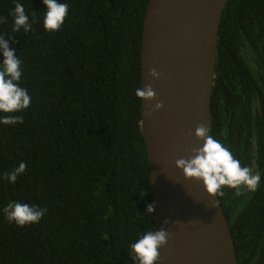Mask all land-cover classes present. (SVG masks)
I'll use <instances>...</instances> for the list:
<instances>
[{"label": "trees", "instance_id": "trees-1", "mask_svg": "<svg viewBox=\"0 0 264 264\" xmlns=\"http://www.w3.org/2000/svg\"><path fill=\"white\" fill-rule=\"evenodd\" d=\"M17 2L35 18L30 32L12 30ZM59 2L68 15L50 32L42 0H0V36L31 97L22 124H0V264H133L130 244L154 230L135 95L148 0ZM210 114V135L261 174L256 192L217 197L236 264H264V0L225 4ZM21 162L15 183L3 179ZM14 201L47 211L21 227L3 211Z\"/></svg>", "mask_w": 264, "mask_h": 264}, {"label": "water", "instance_id": "water-1", "mask_svg": "<svg viewBox=\"0 0 264 264\" xmlns=\"http://www.w3.org/2000/svg\"><path fill=\"white\" fill-rule=\"evenodd\" d=\"M227 0H148L141 34V87L156 100H141L154 228L167 245L158 264H236L233 239L222 206L202 183L185 179L176 161L203 145L199 126L209 129L216 40ZM155 69L159 79L149 72ZM160 102L163 108L153 111ZM166 222V223H165Z\"/></svg>", "mask_w": 264, "mask_h": 264}, {"label": "clouds", "instance_id": "clouds-1", "mask_svg": "<svg viewBox=\"0 0 264 264\" xmlns=\"http://www.w3.org/2000/svg\"><path fill=\"white\" fill-rule=\"evenodd\" d=\"M46 11L44 12L43 25L46 31H58L68 15V5L60 3L59 0H42ZM13 16V31L21 29L25 33L32 30V22L25 12L22 3L17 2L14 10L10 13ZM5 17H0V23L5 22ZM0 124L16 125L23 123V117L16 115L29 108L31 97L26 88L20 86L22 78L21 60L16 56L15 51L9 48V44L0 36ZM149 76L159 79V73L152 69ZM136 97L143 101L156 100V94L151 85L138 87L135 91ZM163 104L156 102L153 111H160ZM195 137L203 141L202 147L196 149L188 159L176 161V168L182 170L187 180H194L202 183L210 198L223 196V188L227 186L240 190L246 189L254 193L258 190L261 182L259 171L247 166H242L241 161L236 159L229 148L224 146L214 136L209 135V129L199 126L195 130ZM26 169V164L21 162L18 167L7 173L3 179L15 183ZM4 213L9 222H15L18 226L38 223L45 215L47 209L26 203L12 202L4 208ZM154 204L146 206L145 213L153 214ZM166 223V222H165ZM168 234L164 228L155 229L143 233L134 243L130 244L131 260L133 264H158L160 249L167 245Z\"/></svg>", "mask_w": 264, "mask_h": 264}]
</instances>
